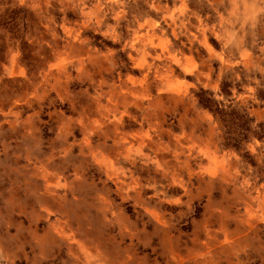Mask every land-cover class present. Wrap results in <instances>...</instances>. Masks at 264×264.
Instances as JSON below:
<instances>
[{
	"label": "rangeland",
	"instance_id": "rangeland-1",
	"mask_svg": "<svg viewBox=\"0 0 264 264\" xmlns=\"http://www.w3.org/2000/svg\"><path fill=\"white\" fill-rule=\"evenodd\" d=\"M154 1L117 0L115 5L106 0H71L70 4L69 0H50V3L0 0V140L12 143L21 140L23 128L17 126L16 132L12 131L11 122L17 118H32L37 127L46 121L42 131L47 135L48 127L58 125L61 114L64 118H79L81 110H85L96 117L92 112L95 104L80 94L89 83L87 73L98 83L106 81L102 91L107 92L113 84L126 87L121 82L129 76L144 79L147 72V79L151 80L157 70L161 74L170 71L168 81L178 83L181 93H161L155 115L147 109L150 120L143 125L124 116L119 132L121 135L132 133L128 140L133 145L151 136L144 152L155 155L161 162L168 161L165 167L176 169L177 175L157 170L150 162L145 164L143 157H138L135 164L123 157L117 161L123 146L114 143L118 134L113 125H106L91 137L92 144L100 147V154L88 175L97 178L102 174L112 175L108 186L119 205L117 229L123 228L128 233L125 249L132 258L129 264H179L187 247L205 241L200 231L203 226L210 229L221 226V221L211 212L216 205H224L227 214L233 217L248 210L252 222L246 226L238 220L224 223V231L217 233V240L213 242L216 244L212 250L213 264H264V220L255 218V210L264 201V0H190V9L184 16L178 14L183 12L181 6L187 5V0L185 3L161 0L167 7L158 11L150 7ZM97 2L105 3L100 12L103 15L100 27L115 24V13L121 6L125 9L116 30L120 38L116 41L105 38L101 32L88 27L77 29L88 43L80 45L76 41L74 44L75 32L72 35L69 32ZM172 19H178L175 30L170 25ZM141 23L143 27H139ZM153 23L159 25L154 27L157 52L152 50V54L144 56L133 46V41L141 29ZM113 49L119 50L112 58L115 67L105 71L108 62L96 54ZM182 50V64L171 62L170 56ZM159 54H162L160 58ZM153 61V72H148ZM80 64L84 66L81 73L84 79H68V75H77ZM134 64L143 66L134 67ZM183 64L193 68L194 74L209 72L210 80L206 82L211 87L201 88L194 97L185 96V82L193 77L185 72ZM88 90L96 91L95 88ZM150 91L155 95L154 86ZM65 96L71 99H62ZM101 102L106 103V99L101 97ZM138 103L140 108L132 106L129 111L141 119L148 101ZM156 121L159 126L153 131L150 124ZM76 135L83 134L77 129ZM190 143L197 147L186 149L191 151L190 158L181 154L180 160L186 161L185 169L178 167L172 151L153 152L161 144L178 151L180 144ZM121 169L129 174L122 175ZM193 172L198 174L191 175ZM133 177L137 184L154 182L157 188L130 190L125 198L119 185ZM7 187V182L0 180V193ZM193 187L203 195L193 202L192 215L186 216L179 205L170 201L183 200L185 189ZM156 190L168 199L154 196ZM45 227L43 220L33 222V217L20 207L5 208L0 199V239L20 229L17 233L20 239L30 240L25 229H35L43 235ZM224 241H233L235 247ZM241 246L246 251L237 256L236 250ZM8 248L15 252L13 245ZM41 248L45 255L54 256L55 261L43 260L34 254ZM25 251L33 264H60L67 259V247L47 237L40 247L28 244ZM15 255L20 257L15 264H29L21 253L15 252ZM13 258L8 256V264Z\"/></svg>",
	"mask_w": 264,
	"mask_h": 264
},
{
	"label": "clouds",
	"instance_id": "clouds-1",
	"mask_svg": "<svg viewBox=\"0 0 264 264\" xmlns=\"http://www.w3.org/2000/svg\"><path fill=\"white\" fill-rule=\"evenodd\" d=\"M50 3V0H45ZM63 2V0H62ZM71 0H69L70 4ZM111 4L117 0H106ZM86 7V6H85ZM105 7V3L97 2L93 6V10L84 13L83 21H77L72 32H75L73 43L79 41L80 45H85L88 41L79 36V30L93 27L95 31L108 39L118 40L117 27L121 17L125 16V9L121 6L120 11L115 13V24H107L104 27L99 25L103 21L101 10ZM150 7L156 8L153 2ZM186 7V5H185ZM194 15V14H193ZM99 16L98 19L94 17ZM199 19V17H197ZM148 21H145L147 23ZM66 23H70L66 21ZM141 23L139 27H143ZM153 27H158V23H153ZM65 31H68L66 28ZM138 32L139 29L137 28ZM201 31L203 26L201 25ZM137 39H140L137 36ZM150 42V41H149ZM117 49L109 50L107 53H97V58L103 57L108 62L109 67L105 71H111L115 67L114 60ZM138 51H140L138 49ZM92 52H95L93 49ZM162 55V54H161ZM85 60L88 59L86 56ZM155 61H153V64ZM147 64V61H144ZM143 66V65H133ZM196 67L195 65L193 66ZM84 72L83 64L77 69V75H68L70 80H83L81 73ZM148 72H153L152 65L148 66ZM192 74V80L185 82L184 95L194 97L201 88H209L210 84L206 82L210 79L209 72L193 73V69H187ZM170 71L161 74L159 70L153 73L151 80L147 79V72L144 79H133L131 76L121 83L126 87H120L113 84L108 91H102L103 84L107 83L100 80L99 83L92 79V74L87 73L86 78L89 81L87 87L81 89V95L87 97L91 103L95 104L92 112L96 113L93 117L90 112L81 110L79 118H64L61 114V120L58 125L48 127L47 135L44 134L42 128L47 126L46 121H41V127H37L32 118L20 120L19 118L11 122L12 131L16 132L17 126L23 128L21 140L12 143L10 140H0V180L7 182L8 187L5 192L0 193V199L7 209L14 210L20 207L22 212L33 217L35 220H43L46 227L43 235L35 229H25L28 232L30 240H21L18 229L17 233H7L0 239V264H8V256L14 258L11 264H15V260L19 256L15 252L23 255L24 259L33 264L32 258L29 257L25 247L28 244H34L40 247L42 241L47 238L58 240L62 245L67 247V259L60 264H129L131 257L125 249L127 231L123 228L117 229L120 223L119 205L112 196V191L108 186V181L112 179V175L102 174L99 178L90 177L89 169L98 163L97 157L100 154V147L93 145L91 137L98 131L105 128L106 125H113V130L118 134V138L114 139L116 145H122L117 154V161L123 157L135 164L138 157H143L145 164L152 163L157 170H163L167 174L177 175V170L165 167L168 161L161 162L155 155H149L144 152V147L151 136L139 145L129 143L128 137H132V133L121 135L119 130L123 125V117L128 116L131 120L143 125L145 121L150 120V114L147 109H151V115H155V109L159 107L158 101L161 93L174 91L169 83L168 78ZM155 87L156 93L153 95L150 91L151 87ZM89 88H95V93L89 92ZM101 97L106 99V103L101 102ZM132 97V99H129ZM62 99H71L65 96ZM148 101L144 105V111L141 119H137V115L129 111V108L135 106L140 108L138 102ZM75 110V104H73ZM15 115V114H13ZM36 119L38 115L34 114ZM159 126V121L150 124L154 131ZM83 134L78 137L76 130ZM158 135V134H157ZM179 137L177 142L179 143ZM191 140V137H188ZM195 143L180 144L179 150L168 148L161 144L160 147L153 149V152L172 151L177 161L178 167L186 168V161H181L180 156L191 157V151L186 149L196 148ZM201 171H204L203 169ZM122 175H128L127 170L121 169ZM198 173H191L197 175ZM106 175V178H105ZM174 182H179L176 180ZM190 183V181H189ZM145 188L156 189L154 182L147 184H137L136 178H131L128 183L121 181L119 189L127 198L128 192L142 191ZM153 195L160 199H168L166 194L160 191H153ZM203 195L202 191L196 188H186L183 194L184 199H176L170 201L181 207L183 214L191 216L194 212L193 202ZM250 195V193H249ZM17 196L20 198L17 199ZM256 199V197H252ZM27 206V211H25ZM256 219L264 220V201L256 210ZM211 212L218 220L221 221L219 228L210 229L206 225L201 228V233L205 236V241L199 242L198 246L187 247L185 256L179 261V264H213V248L216 246L214 241L217 240V233L224 231V223L238 220L242 226L251 224L252 218L246 210L238 217L227 214L224 205H216L211 208ZM55 219H50V217ZM251 229L249 228L248 231ZM246 235L245 233H242ZM78 237V238H77ZM187 238V237H184ZM183 239V238H182ZM198 240V237H197ZM225 244L235 247L233 241H224ZM8 245H13L15 252H12ZM34 251V249H32ZM246 251L245 246H241L236 250L238 256L240 252ZM43 260L55 261V257L45 255L43 249L39 253H35ZM177 259V257H173Z\"/></svg>",
	"mask_w": 264,
	"mask_h": 264
},
{
	"label": "bare ground",
	"instance_id": "bare-ground-1",
	"mask_svg": "<svg viewBox=\"0 0 264 264\" xmlns=\"http://www.w3.org/2000/svg\"><path fill=\"white\" fill-rule=\"evenodd\" d=\"M182 1H183V3L186 2V0H182ZM187 1H188V4L186 5V7L184 5L181 6V9H182L183 12L181 14H178V16H184L183 13H186V11L188 9H190V7H189L190 6V3H189L190 0H187ZM191 1H193V0H191ZM195 1H201V2H203L204 0H195ZM154 3L157 5V7L156 8H152L151 7V8L153 10H156V11L162 10L165 7H167V3H164L163 4L161 0H156V1H154ZM177 20L178 19H176V20L175 19H172V23L170 24V25L173 26V29L174 30L176 29V27L178 25V21ZM138 36L140 37V39H137V37H136L134 39V41H133V43H134L133 46L136 47L137 50L139 49L140 50L139 52H141L142 55L146 56L148 54H152V50H154L155 52H157L156 49H157V44L158 43H157V40H156V29L153 26H148L147 28L141 29V31H140V33H139ZM141 40L143 41V43H141ZM172 53H174V52H172ZM182 54H183V50L182 51H178V52L172 54L170 56L171 62L174 61L176 64H182V61H181V55ZM158 57L160 58L161 55L159 54ZM154 65L155 64H153L152 67ZM183 66H184V64H183ZM189 67L190 66H188V67L187 66H184V70H185L186 73H188L187 72V69H189ZM153 69H154V67H153ZM191 69H193V68H191ZM172 70H174V69L172 68ZM193 71H194V69H193ZM208 80H210V79H208ZM168 83H169L170 87L174 90V91L171 92L172 94H175L176 95V94H180L181 93V87H180V85L178 83H172L170 81H168Z\"/></svg>",
	"mask_w": 264,
	"mask_h": 264
},
{
	"label": "crops",
	"instance_id": "crops-1",
	"mask_svg": "<svg viewBox=\"0 0 264 264\" xmlns=\"http://www.w3.org/2000/svg\"><path fill=\"white\" fill-rule=\"evenodd\" d=\"M180 1H182V0H180Z\"/></svg>",
	"mask_w": 264,
	"mask_h": 264
}]
</instances>
